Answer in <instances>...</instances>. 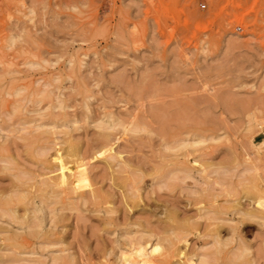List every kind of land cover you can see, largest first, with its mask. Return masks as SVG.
<instances>
[{
	"label": "rangeland",
	"instance_id": "1",
	"mask_svg": "<svg viewBox=\"0 0 264 264\" xmlns=\"http://www.w3.org/2000/svg\"><path fill=\"white\" fill-rule=\"evenodd\" d=\"M70 145L80 196L44 160ZM156 244L264 264V0H0V264Z\"/></svg>",
	"mask_w": 264,
	"mask_h": 264
},
{
	"label": "bare ground",
	"instance_id": "2",
	"mask_svg": "<svg viewBox=\"0 0 264 264\" xmlns=\"http://www.w3.org/2000/svg\"><path fill=\"white\" fill-rule=\"evenodd\" d=\"M111 150H112L111 145L109 144V142L105 141L104 139V142H102V144L100 145L99 151L97 153H99V155H105L106 156L105 160L109 161V160H113V156H114L111 154ZM48 155L49 156L46 155L47 157L44 155L45 156L44 160L47 161L48 163H54V166L56 168L55 170L58 171L56 175L52 176L53 178L50 177V179L52 180L49 182L50 187H52L50 190L53 189L54 193L57 192L59 193L58 195L61 196L60 193L63 194V192H72V194L75 193L76 195H79V193L77 192V189L83 186H86L89 188L90 184L88 183V172H87L88 164L85 161L87 158L86 156H80L79 152L75 150L71 145L64 151H60V148L59 149L55 148L54 151ZM69 157H75V158L68 159ZM47 184L48 182L46 183V185ZM49 184L47 185V187L49 186ZM93 193L94 191L91 188L88 195L91 194L92 196H94ZM81 196H84L82 195V192H81ZM258 203L261 204L260 201H258ZM178 237H181V236H178ZM180 240L181 239L179 238L178 241ZM157 245L158 244H156V246L153 245L154 247L148 253L146 252L147 250L146 251L142 250L139 245L140 247L139 249L134 250V252L132 251L133 253L132 254L130 253V255L127 257L124 256L122 260L123 262H125L124 264H154V262L150 260L152 259L151 254H154V252H156L157 254V252L160 251V249L162 248L161 247L159 249L158 247L159 245L158 246ZM161 252L162 251H160V253ZM161 255L163 256L162 263L164 264H173L174 262L183 263L185 260L183 246L181 247V246L176 245L172 247L171 250L167 251L166 253L163 252ZM155 264H157V262H155ZM158 264H161V263H158Z\"/></svg>",
	"mask_w": 264,
	"mask_h": 264
},
{
	"label": "built area",
	"instance_id": "3",
	"mask_svg": "<svg viewBox=\"0 0 264 264\" xmlns=\"http://www.w3.org/2000/svg\"><path fill=\"white\" fill-rule=\"evenodd\" d=\"M200 6L203 7L204 6V3H201Z\"/></svg>",
	"mask_w": 264,
	"mask_h": 264
}]
</instances>
